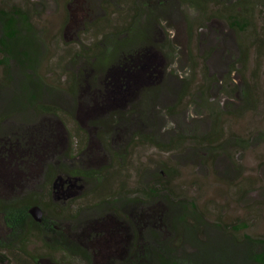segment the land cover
<instances>
[{
    "label": "rangeland",
    "instance_id": "rangeland-1",
    "mask_svg": "<svg viewBox=\"0 0 264 264\" xmlns=\"http://www.w3.org/2000/svg\"><path fill=\"white\" fill-rule=\"evenodd\" d=\"M238 2L0 0V31L1 15L7 11L18 9L26 17V22L20 20L17 25L11 44L14 53L0 54L4 60L0 64V137L34 135V125L47 118L57 123L56 128L60 123L64 133L61 145L70 146L69 152L73 153L75 140H83L85 118L81 116L79 121L69 117L74 100L63 90L72 87L78 66L81 64L83 77L86 68L99 71L100 64L116 59L135 45L163 42L169 50H163L161 75L168 71L176 74L181 89L185 86V95L176 97L177 81L168 78L157 90L158 107L149 118L153 124L139 131L138 137L131 133L118 137L111 146V151L121 158L106 157L79 168H103L111 185L102 192L112 194L115 200L141 202L152 191L173 198L158 197L163 208L168 201H174L173 207L179 208L184 198L186 209L200 217H186L189 231L196 233L199 240L205 239L198 243L199 247L217 251L229 264H237L241 256L240 264H259L264 245H248L243 234L264 237V48L257 47L258 40L264 41V0H244L240 6ZM125 7L131 8L130 18L136 16L131 19V29L120 38L109 28L117 23L129 25L130 18L126 22L121 19ZM170 13L171 19L160 21L161 33L157 18ZM235 14H245L248 21L241 31L230 26V16ZM105 29L108 30L100 41ZM215 31L222 38L216 40ZM30 41L38 44L37 50L31 48ZM94 42L104 47L103 52L78 49ZM245 86L248 91L243 94ZM55 105L53 113L39 112ZM213 127L219 128L220 148L194 147ZM129 129L118 127L116 131ZM179 141L182 150L165 147ZM103 143L90 142L92 150H101ZM20 176H12L15 184L22 182L19 196L31 190L42 203L52 202L58 207L85 201L94 187L89 181L72 191L52 194L43 186L40 175L30 176L29 181ZM72 197L75 199L70 200ZM112 201L108 198L100 208L106 209ZM113 205L117 208L118 202ZM100 208L94 204L83 211L93 213ZM4 234L0 230L1 238ZM183 246L185 252L193 250L187 240ZM24 248L29 253L45 249L37 239H31ZM0 254L7 257L2 264H14L9 250L0 248ZM101 259L102 255L98 256Z\"/></svg>",
    "mask_w": 264,
    "mask_h": 264
},
{
    "label": "trees",
    "instance_id": "trees-1",
    "mask_svg": "<svg viewBox=\"0 0 264 264\" xmlns=\"http://www.w3.org/2000/svg\"><path fill=\"white\" fill-rule=\"evenodd\" d=\"M241 1L238 2L239 6ZM207 3L208 1L206 6ZM130 9L125 7L121 16L123 22L130 18ZM135 16L129 20H133ZM245 17V14L230 16V26L239 31L243 30L248 23ZM171 18L170 13V16L161 15L157 21L160 25V21ZM20 20L26 22V17L18 9L1 15L0 54L14 53L11 44L16 38V28ZM132 20L128 26H118L120 23H117L118 25L109 29L123 38L131 29ZM210 21L211 19L208 23L211 27ZM160 27L162 33L163 27ZM107 30L102 31L100 41ZM215 33L216 40L222 38L217 31ZM258 41V49L264 48V41ZM30 44L31 48L34 46L37 50L38 44L33 41H30ZM78 49L103 52L104 47L94 42L91 46H78ZM165 49L169 50L167 45L157 41L135 45L122 51L116 59L100 64L99 71L94 69L91 72V69L86 68L83 77L81 64L78 66L72 87L63 90L74 100L75 107L69 117L79 121L81 116L85 118V127L81 129L83 140H75L77 142L72 147L73 153L69 152L70 146L61 145L64 133L60 123L56 128L57 123L52 124L47 118H42L34 125L37 127L32 131L34 135L0 137V230L5 232L4 236L0 237V248L9 250L14 264H229L219 257L217 251L198 246V243L204 242L205 239L199 240L196 233L189 231L191 227L186 217L193 216L196 220H200V217L197 212L186 209L184 198L179 208L173 207L174 201H168L163 208L156 199L160 196L169 200L173 198L165 194L156 195L152 191L151 195L145 196L147 200L141 202L129 198L115 200L112 194L102 192L108 190L111 185L109 178L104 175L103 168L84 171L79 168L89 163L97 164L106 157L121 158L111 151V146L118 137L128 133L138 137L139 131L153 124L149 118L151 111L158 107L155 103L157 90L168 78L177 81L175 96L185 95V86L181 89V80L176 74L168 71L161 75L160 65ZM169 53L170 51L164 56ZM245 55L246 49L243 50V56ZM3 61L0 58V64ZM245 87L243 94L248 91L247 86ZM56 106L42 108L39 112L53 113ZM125 126L130 129L122 133L116 131L118 127ZM217 128L213 127L204 133L201 142L194 144V147L203 150L220 148ZM92 140L104 142L101 150H92ZM82 141L85 142L84 145H80ZM181 143L182 141H179L165 147L167 150H182L184 147H180ZM17 173L23 181H29L30 176L40 175L42 180L44 179L43 186L52 194L72 191L79 184L89 181L93 182L94 187L85 201L58 207L52 202L42 203L39 198L33 197L31 190L25 196H19V185H22V182L15 184L12 177ZM58 175L64 180L62 185L54 187L53 181ZM160 185L163 188L161 183ZM98 194L103 195L97 198ZM108 198L114 201L106 209L100 208ZM129 200L133 201L132 204ZM148 201L150 203L146 205ZM114 202H118L117 208H114ZM33 204L42 207L43 216L39 222L28 213L29 206ZM94 204L99 206L98 211H83L85 207ZM107 217L113 219L110 226H106L104 222ZM186 231L190 234L185 233ZM243 237L248 245H264V237L254 238L246 234H243ZM31 239L39 240L45 249L26 252L24 247ZM186 240L193 247L190 252L183 249ZM15 241L17 244H14ZM14 245L17 249L13 248ZM106 246L110 249L104 251ZM53 254L58 256L54 257ZM100 255L102 259L98 260ZM5 260L7 257L0 254V263ZM241 261L242 256L237 264ZM258 262L264 264V254Z\"/></svg>",
    "mask_w": 264,
    "mask_h": 264
},
{
    "label": "water",
    "instance_id": "water-1",
    "mask_svg": "<svg viewBox=\"0 0 264 264\" xmlns=\"http://www.w3.org/2000/svg\"><path fill=\"white\" fill-rule=\"evenodd\" d=\"M63 180L64 179L60 175L56 176L53 181L54 187L62 185ZM28 213L31 215V217L35 221H38V222L41 221L42 216H43V210L38 204H33L29 206Z\"/></svg>",
    "mask_w": 264,
    "mask_h": 264
},
{
    "label": "flooded vegetation",
    "instance_id": "flooded-vegetation-1",
    "mask_svg": "<svg viewBox=\"0 0 264 264\" xmlns=\"http://www.w3.org/2000/svg\"><path fill=\"white\" fill-rule=\"evenodd\" d=\"M104 222H105L106 226H110L113 223V219L111 217H107Z\"/></svg>",
    "mask_w": 264,
    "mask_h": 264
}]
</instances>
